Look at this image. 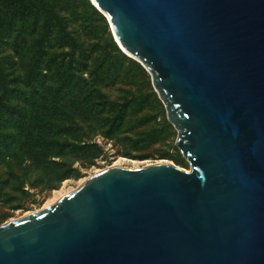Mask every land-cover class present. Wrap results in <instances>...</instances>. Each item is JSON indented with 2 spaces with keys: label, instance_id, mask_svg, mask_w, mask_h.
<instances>
[{
  "label": "water",
  "instance_id": "obj_1",
  "mask_svg": "<svg viewBox=\"0 0 264 264\" xmlns=\"http://www.w3.org/2000/svg\"><path fill=\"white\" fill-rule=\"evenodd\" d=\"M94 2L190 169L102 170L1 224L0 264H264V0Z\"/></svg>",
  "mask_w": 264,
  "mask_h": 264
},
{
  "label": "rangeland",
  "instance_id": "obj_2",
  "mask_svg": "<svg viewBox=\"0 0 264 264\" xmlns=\"http://www.w3.org/2000/svg\"><path fill=\"white\" fill-rule=\"evenodd\" d=\"M46 1L59 13L58 27L60 24L64 26V32L61 28L57 30L55 38L58 40L65 42L66 35L70 33L86 47L93 43L106 46L111 40L118 48L107 19L96 8L91 11L85 0ZM72 8L77 9L79 19L76 20L70 15ZM5 10L4 1L0 0V38L2 37L4 42L0 47V58L7 57L13 60L14 64L11 69V65H6L7 74L20 79L27 73L28 58H31V54L34 53L32 37L27 36L25 43L15 51L9 42L15 34L17 24L13 27L5 25L3 21ZM41 23L40 15L37 29ZM55 38L52 39L55 41L53 42L54 50L50 54L60 52L57 49L60 42ZM64 50L66 51L67 48L65 47ZM118 50L120 51L119 48ZM124 56L131 62L127 64L124 61L123 66H120L121 69L110 68L107 71L106 66L103 65L101 69L92 71L96 63H91L86 71L78 73L79 76L82 75L76 82L84 81L89 85L86 87L98 91L108 103H114L113 108L107 104L102 111L75 113L70 119V122L79 126L80 131L73 133L72 136L67 135L65 138L69 141L95 146L92 157L87 153L67 154L50 158L51 163L49 164L39 165L30 162L23 165L18 163L9 165L7 159H0V181L6 180L7 189L19 182L23 186L22 193L8 191L13 194L9 205L0 204V225L45 209L54 191L63 190V192L70 193L80 185L81 181L114 164L122 169L134 170L152 164L168 163L178 169L189 171L188 161L175 145L177 130L167 121L165 107L153 90L150 76L140 64ZM114 60L116 66L119 67L118 58ZM132 62L141 69L135 67ZM55 73L46 77L41 88L40 92L44 93L46 99L47 93L43 90L53 91L60 81V76ZM128 100L133 103L131 102L128 110L123 113L121 121L119 120L120 109L124 110L122 104ZM57 101L68 109L72 106V97L66 96ZM18 102L19 99H15L9 105ZM6 110L2 109V112ZM10 171L16 173L15 179L9 173ZM58 173H66V179L58 182ZM13 205H19V208L10 210ZM3 216L8 218L2 220Z\"/></svg>",
  "mask_w": 264,
  "mask_h": 264
},
{
  "label": "trees",
  "instance_id": "obj_3",
  "mask_svg": "<svg viewBox=\"0 0 264 264\" xmlns=\"http://www.w3.org/2000/svg\"><path fill=\"white\" fill-rule=\"evenodd\" d=\"M3 1L6 8L3 19L5 25L13 27L17 24L15 34L9 42L10 46L16 51L25 43V38L31 36L34 53L31 54V58H28L27 73L20 79L7 74L6 65H11V69L13 60L7 57L0 58V159H7L9 165H15V163L23 165L28 162L39 165L49 164L50 158L67 154L87 153L92 157L95 146L65 138L67 135L72 136L73 133L80 131L79 126L70 122V119L75 113L102 111L107 104L113 108L114 103H108L98 91L86 87L89 85L84 81L76 82L82 75L79 76L78 73L86 71L91 63H96L92 71L101 69L103 65L109 71L110 68L121 69L124 61L127 64L131 61L122 55L110 39L106 46L93 43L86 47L70 33L66 35L65 42L55 38L58 29L61 28L64 32V26L60 24L58 27L59 13L46 0ZM85 3L91 11H94L89 0H85ZM40 15L42 23L37 29ZM70 15L76 20L80 17L75 8L70 9ZM53 38L60 42L57 48L60 52L50 54L54 50ZM3 43L1 37L0 47ZM116 58H118L119 67L116 66L114 60ZM132 64L141 69L135 63L132 62ZM51 73L58 74L60 81L53 91L43 90L47 93L46 99L44 93L40 91L46 77ZM66 96L72 97V106L69 109L57 101ZM15 99H19V102L9 105ZM131 102L128 100L122 104L124 110L120 109L119 120L122 121V115L128 110ZM25 103L26 106H24ZM117 106L119 107L118 104ZM2 109L7 110L2 112ZM9 173L13 179L16 178V173L12 171ZM57 175L58 182H62L67 177L66 173ZM21 185V182L12 184L10 189H7L6 180H1L0 204L9 205L13 194L8 191L22 193ZM18 208L19 205H13L10 210ZM6 218L8 217L3 216L2 220Z\"/></svg>",
  "mask_w": 264,
  "mask_h": 264
},
{
  "label": "bare ground",
  "instance_id": "obj_4",
  "mask_svg": "<svg viewBox=\"0 0 264 264\" xmlns=\"http://www.w3.org/2000/svg\"><path fill=\"white\" fill-rule=\"evenodd\" d=\"M91 2H93L94 4H95V2H94V0H90ZM115 38H116V36H115ZM116 40L118 41V39L116 38ZM118 43L120 44V42L118 41ZM120 46L124 49V47L120 44ZM125 50V49H124ZM126 51V50H125ZM127 52V51H126ZM127 53H129V52H127ZM114 166H117L116 164H114V165H112V167H114ZM109 168H111V167H109ZM108 169V168H107ZM85 181V180H84ZM84 181H81L80 182V185L84 182ZM67 194H69L68 192H63V190H60V191H54L53 192V196H52V199L50 200V201H48L47 202V204L45 205L46 207L45 208H48V207H50L51 205H53L56 201H58L60 198H62V197H64L65 195H67Z\"/></svg>",
  "mask_w": 264,
  "mask_h": 264
}]
</instances>
